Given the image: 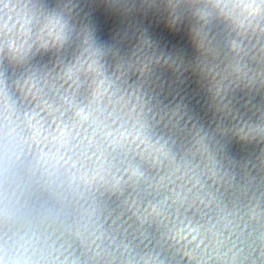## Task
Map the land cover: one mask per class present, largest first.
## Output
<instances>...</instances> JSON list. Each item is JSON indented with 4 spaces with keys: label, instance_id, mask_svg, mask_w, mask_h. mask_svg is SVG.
<instances>
[{
    "label": "clouds",
    "instance_id": "obj_1",
    "mask_svg": "<svg viewBox=\"0 0 264 264\" xmlns=\"http://www.w3.org/2000/svg\"><path fill=\"white\" fill-rule=\"evenodd\" d=\"M0 264H264V0H0Z\"/></svg>",
    "mask_w": 264,
    "mask_h": 264
}]
</instances>
